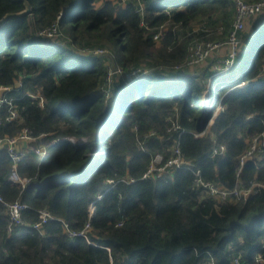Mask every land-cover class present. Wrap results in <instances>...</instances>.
I'll return each mask as SVG.
<instances>
[{"label":"trees","instance_id":"1","mask_svg":"<svg viewBox=\"0 0 264 264\" xmlns=\"http://www.w3.org/2000/svg\"><path fill=\"white\" fill-rule=\"evenodd\" d=\"M29 2L31 14L0 26V85L12 86L1 134L26 126L38 136L17 167L0 149V195L27 205L12 225L0 200V264H228L264 252V187L254 188L264 182V153L240 168L264 131V12L251 32L237 30L242 51L225 68L215 55L187 60L195 42L229 40L232 0ZM24 7L0 0V19ZM53 23L55 40L39 34ZM178 142L191 163L144 178L154 155L170 157ZM216 142L226 149L213 155ZM41 143L51 144L42 160ZM198 169L227 188L241 178L251 191L225 201L201 195ZM40 209L56 218L43 232L32 227ZM88 221L86 236L64 226L81 232Z\"/></svg>","mask_w":264,"mask_h":264},{"label":"built area","instance_id":"2","mask_svg":"<svg viewBox=\"0 0 264 264\" xmlns=\"http://www.w3.org/2000/svg\"><path fill=\"white\" fill-rule=\"evenodd\" d=\"M232 1L235 3L237 10L234 21V29L230 34L231 38L232 37L234 38L236 36L237 30H239L244 26L245 19L248 16L256 15L260 13L262 10H264L263 9L264 0H261L259 2H247L245 0H232ZM57 27H58L57 23H53L51 26L42 29L39 32V34L44 37H53L55 35H58ZM221 45L222 42H218L214 40H210L207 42H195L194 45L190 47V54L187 60V64L195 65L204 62L209 57L214 56L217 50L221 47ZM95 52L101 53L104 52V49L101 48L96 49ZM232 62L233 60L231 61L229 57L221 61V63H224L225 68H229ZM179 66L181 65H178V67ZM214 68L217 69L219 68V66L214 65ZM15 84L19 85L20 81L17 79L15 81ZM10 90H12V86L0 85V149L7 148V150L10 152L11 156L13 157L15 166L17 167L18 162H20L23 159V157L27 154L29 150L33 149L32 142L38 140V136L29 127L26 126H23L16 135H9L6 133L1 134V127L3 124L1 117L2 106L5 103L8 104L11 103V100L6 95V93ZM31 96L34 99H38L39 104L43 105L44 97L42 96V94L33 93L31 94ZM17 118H19V112L16 108H14L11 110L7 119L12 121ZM50 145H51L50 143L47 144L41 143L35 149V153L39 156L40 160L44 159L49 154ZM225 149L226 146L224 144L216 142L212 148V154L213 155L219 154L221 152H224ZM262 153H264V131L257 133L251 138L249 147L242 154L240 158V164H241L240 168H242L243 165L249 159H252L256 156H260ZM190 163H191L190 161L185 159V156L178 142L176 145H174L173 154L170 157L166 158L163 153L155 154L151 164L147 168L143 177L144 178L154 177L155 175L157 176L158 174H162L163 172H169L175 166L182 167L185 164L189 165ZM195 175H196V181L194 188H196L197 190H201L200 193L201 195L202 194L212 195L215 198H217L219 201H225L229 198H239L242 195L247 196L251 191V190H245L243 186V180L241 178L238 180L236 186H234L233 188H227L214 181L204 179L199 169L195 172ZM11 179L14 182L23 184L24 186L29 181L28 178H22L16 172L11 176ZM130 181H134V178L130 179ZM260 187H264V182L257 183L254 188H260ZM0 200H3V202L8 208L12 225L22 224L23 223L22 213L23 210L27 208V205L19 200L13 202H6L1 195H0ZM90 209L92 215L93 212L95 211L94 203L91 204ZM39 212H40V220L36 223H33L32 227L43 232V225L51 220H55L56 218L47 209H40ZM64 226L67 229V231L71 234V236H75V235L86 236L87 230L91 228V222L88 221L86 223L85 229L82 230L81 232H75L70 230L69 225L66 222H64ZM10 228L12 227L10 226ZM262 247H264V243L262 244ZM262 261H264V252H258L252 258V260H248V259L243 260L242 255L237 254L232 258V260L228 264H255V262L256 264H260ZM207 263L218 264L214 257H211Z\"/></svg>","mask_w":264,"mask_h":264},{"label":"rangeland","instance_id":"3","mask_svg":"<svg viewBox=\"0 0 264 264\" xmlns=\"http://www.w3.org/2000/svg\"><path fill=\"white\" fill-rule=\"evenodd\" d=\"M263 12L264 11L262 10L259 13L258 16L254 17V18H251V19L249 18L250 16H248L245 19L244 27H242L243 30L244 31H247V32H251L252 31L253 23L254 22H257V19L258 20L260 19V17L262 16L261 14ZM217 23H218V26H222V21H221V18L220 17L217 18ZM258 23H259V21H258ZM258 23H257V25H258ZM221 30H222V28H221ZM52 40H55V36L53 37ZM239 41H240V39H239V37H237V34H236V36L234 38L233 37L231 38V36H229V40H225L224 42H222L221 47L217 50V52L215 53V56L213 57V59L215 58V60H216L217 63H221L222 60H224L225 58L229 57L231 59V61H232L233 60V57L236 58L237 55L242 51V47L239 44ZM207 61L208 60H206V62ZM109 82H110V80L108 79V83ZM209 85H210V82H208L207 88H206V91H205L206 94H207V97H206L205 102L209 99L208 97H210V86ZM22 146H23V144H22Z\"/></svg>","mask_w":264,"mask_h":264},{"label":"water","instance_id":"4","mask_svg":"<svg viewBox=\"0 0 264 264\" xmlns=\"http://www.w3.org/2000/svg\"><path fill=\"white\" fill-rule=\"evenodd\" d=\"M24 8L17 12H9L0 19V26L4 25L10 18H17L24 15H29L33 11V7L29 0H24Z\"/></svg>","mask_w":264,"mask_h":264}]
</instances>
